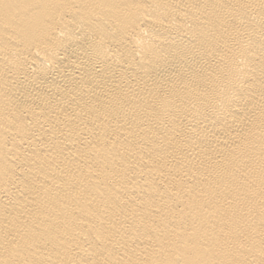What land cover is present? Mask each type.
<instances>
[{"label":"bare ground","instance_id":"1","mask_svg":"<svg viewBox=\"0 0 264 264\" xmlns=\"http://www.w3.org/2000/svg\"><path fill=\"white\" fill-rule=\"evenodd\" d=\"M0 264H264V0H0Z\"/></svg>","mask_w":264,"mask_h":264}]
</instances>
